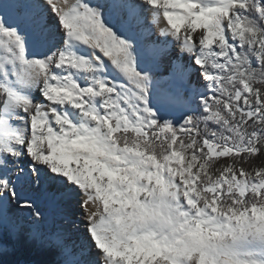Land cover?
<instances>
[{"label":"snow or ice","instance_id":"6c2138e0","mask_svg":"<svg viewBox=\"0 0 264 264\" xmlns=\"http://www.w3.org/2000/svg\"><path fill=\"white\" fill-rule=\"evenodd\" d=\"M257 158L264 0H0V264H264Z\"/></svg>","mask_w":264,"mask_h":264},{"label":"trees","instance_id":"16d2710c","mask_svg":"<svg viewBox=\"0 0 264 264\" xmlns=\"http://www.w3.org/2000/svg\"><path fill=\"white\" fill-rule=\"evenodd\" d=\"M215 127V125H210ZM253 167H264V159L257 158L252 163ZM17 258L24 259H43V260H52L54 256H40L35 253V250L29 244L27 239L23 235V230L21 238L16 242L15 247L12 248L10 245V251L5 257V264H12V262Z\"/></svg>","mask_w":264,"mask_h":264},{"label":"bare ground","instance_id":"6f19581e","mask_svg":"<svg viewBox=\"0 0 264 264\" xmlns=\"http://www.w3.org/2000/svg\"><path fill=\"white\" fill-rule=\"evenodd\" d=\"M153 34H155V37L156 39H159V36H158V31L156 29H153ZM153 36V35H152ZM175 53H178V48L174 50ZM83 215V212L80 210L77 212L76 214V217L75 219H78L80 218L81 216ZM18 219H24V218H18ZM77 224V223H76ZM80 225V230L83 231V224H79ZM73 230H75V226L73 228Z\"/></svg>","mask_w":264,"mask_h":264},{"label":"rangeland","instance_id":"374dc122","mask_svg":"<svg viewBox=\"0 0 264 264\" xmlns=\"http://www.w3.org/2000/svg\"><path fill=\"white\" fill-rule=\"evenodd\" d=\"M151 38H152L153 40H155V39H156L155 34H153V36H152ZM81 211H82V210H81ZM75 218H77L76 215H75L74 217H72V219L75 220V222H76L77 224H83V222H82V220H80V218H78V219H75Z\"/></svg>","mask_w":264,"mask_h":264}]
</instances>
